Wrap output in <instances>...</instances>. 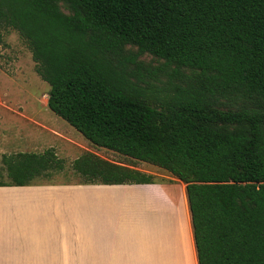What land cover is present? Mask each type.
I'll return each mask as SVG.
<instances>
[{
	"label": "trees",
	"instance_id": "trees-1",
	"mask_svg": "<svg viewBox=\"0 0 264 264\" xmlns=\"http://www.w3.org/2000/svg\"><path fill=\"white\" fill-rule=\"evenodd\" d=\"M0 28L27 45L55 116L184 184L198 264H264V0H0ZM2 163L0 186L65 169L52 148ZM70 168L89 185L154 183L90 152Z\"/></svg>",
	"mask_w": 264,
	"mask_h": 264
},
{
	"label": "crops",
	"instance_id": "crops-1",
	"mask_svg": "<svg viewBox=\"0 0 264 264\" xmlns=\"http://www.w3.org/2000/svg\"><path fill=\"white\" fill-rule=\"evenodd\" d=\"M178 182L152 213L126 197L128 186L96 185L92 197L75 201L87 210L72 211L30 210L35 197L16 195L27 187L0 186V264H198Z\"/></svg>",
	"mask_w": 264,
	"mask_h": 264
},
{
	"label": "rangeland",
	"instance_id": "rangeland-1",
	"mask_svg": "<svg viewBox=\"0 0 264 264\" xmlns=\"http://www.w3.org/2000/svg\"><path fill=\"white\" fill-rule=\"evenodd\" d=\"M61 9L68 14L64 5H61ZM0 33L3 36L0 49V182L9 181L2 163L3 155L20 152L41 153L52 148L57 157L65 162V169L53 174L49 181L35 180L31 185L25 186L28 189L16 193L17 197H35L32 199L34 203L29 204L30 210H87L86 204H76L75 201L87 200L93 196L92 191L101 188L82 183L79 175L70 168L71 163L85 152L115 163L135 166L136 169L153 175L152 184L121 185L128 186L123 189L126 197L140 203L138 207L141 206L145 211L152 213L157 211L158 207L166 205V195L173 198L180 183L170 173L150 164L132 161L105 149L96 148L67 122L55 116L47 107L49 87L35 73L27 45L14 30L0 28ZM139 60L149 69L163 64L162 60L149 55H144ZM184 73L188 74L189 71L184 70ZM161 79L164 81L166 77ZM156 195L162 197V200L154 197ZM19 205L20 208L23 206ZM169 217L165 216L162 220L166 222Z\"/></svg>",
	"mask_w": 264,
	"mask_h": 264
},
{
	"label": "bare ground",
	"instance_id": "bare-ground-1",
	"mask_svg": "<svg viewBox=\"0 0 264 264\" xmlns=\"http://www.w3.org/2000/svg\"><path fill=\"white\" fill-rule=\"evenodd\" d=\"M177 222H178V220H177ZM175 224H176V223H175ZM176 225H178V227H179V223H178V224H176ZM176 231H177V230H176ZM178 232H179V229H178ZM178 232H177V233H178ZM178 234L180 235V233H178Z\"/></svg>",
	"mask_w": 264,
	"mask_h": 264
}]
</instances>
